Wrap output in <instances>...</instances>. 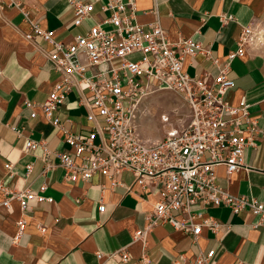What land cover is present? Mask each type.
<instances>
[{"label":"crops","instance_id":"1","mask_svg":"<svg viewBox=\"0 0 264 264\" xmlns=\"http://www.w3.org/2000/svg\"><path fill=\"white\" fill-rule=\"evenodd\" d=\"M106 2L96 1L90 17L75 25L69 0H0V181L10 190L38 191L45 185L41 194L51 199L30 202L24 214L26 227L16 240V222L22 216L19 203L13 200L10 210L0 205V264H194L196 256L210 251L213 264H264V220L249 210L234 213L223 205L204 209L193 205L191 209L203 213L202 218L219 221V228L203 227L194 240L165 222L134 238L136 231L146 227L147 216L161 197L155 188L134 183L133 174L126 170L117 185L102 172L88 181L65 178L54 152L71 151L63 130L78 134L90 130L89 92L83 83L71 86L46 118L40 105L58 82L59 73L46 55L52 45L40 36L28 39L25 34L37 24L53 30L55 40L70 42L109 16L110 12L102 10ZM134 3L135 22L145 28L157 22L172 41L191 38L209 50L208 57L203 53L185 56L183 70L192 76L222 68L228 53L238 48L243 27L253 24L264 30V0ZM90 73L88 69L85 74ZM228 77L233 86L226 100L236 106L245 97L249 118L264 128V43L247 45L243 56L233 58ZM91 111L98 115L97 110ZM55 119L59 127L53 124ZM28 139L40 144L26 149ZM46 161L52 166L47 168ZM244 161L246 167L231 174L224 165H217V183L231 194L251 196L264 204L263 134L255 135V145L244 148ZM2 199L0 191V203ZM101 203L104 211L99 210ZM122 248L129 254L127 262L117 253Z\"/></svg>","mask_w":264,"mask_h":264},{"label":"built area","instance_id":"2","mask_svg":"<svg viewBox=\"0 0 264 264\" xmlns=\"http://www.w3.org/2000/svg\"><path fill=\"white\" fill-rule=\"evenodd\" d=\"M96 1L69 0L75 25L90 17ZM126 9L130 10L128 14ZM102 10L110 12L109 16L89 26L83 35L75 36L70 42L55 40L53 30H44L37 24H32L31 31L25 34L28 39L40 36L52 45L46 55L59 73L58 82L40 105L46 118L63 102L71 86L83 83L89 92L86 104L90 109L87 113V119L92 122L90 130L85 134L63 130L64 142L71 151L54 152L65 170V178L88 181L102 172L117 185L120 173L126 170L133 174L134 183L155 188L161 197L147 216L146 227L136 231L134 238H141L154 225L165 222L190 234L194 240L203 227L219 228V221L202 218L203 213L191 209L193 205H200L202 209L223 205L234 213L249 210L264 220L262 202L251 196L229 193L217 183L214 175L217 165H224L227 174L246 167L244 148L255 145V135H264V128L249 118V103L245 97L236 106L225 98L233 86L228 77L231 60L243 56L247 45L263 44L264 30L253 24L243 27L238 48L228 53L222 68L192 76L183 70L185 56L196 53L210 56L209 50L199 42L191 38L172 41L159 23L145 28L135 22L134 0H107ZM133 54H139L140 58L128 60ZM114 59H120L121 63L114 66ZM213 61L218 62L216 58ZM88 69L91 73L86 75ZM161 90L176 93L187 104L189 112L180 119L178 127L171 114L162 113L163 135L150 139L138 130V105L142 98ZM91 109L97 110L98 115ZM53 124L60 125L57 119ZM39 144L28 139L26 149ZM51 166L46 161V167ZM6 167L11 170L12 164ZM30 167L31 164L28 169ZM44 189L45 185L38 191L10 190L0 181L3 194L0 205L10 210L11 202L16 200L22 212L16 222L14 240L24 232L27 224L24 214L30 209V202L51 201L41 194ZM104 208L101 203L99 210L104 211ZM177 212L180 215H176ZM195 218L202 219L196 222ZM117 253L122 262H127L126 249ZM212 256V251L199 254L193 262L213 264Z\"/></svg>","mask_w":264,"mask_h":264},{"label":"rangeland","instance_id":"3","mask_svg":"<svg viewBox=\"0 0 264 264\" xmlns=\"http://www.w3.org/2000/svg\"><path fill=\"white\" fill-rule=\"evenodd\" d=\"M140 58L139 54L129 55L128 60L135 61ZM120 59H114L112 64L118 66ZM189 112V108L176 93L167 90L155 91L142 98L138 105L137 124L144 137L152 139L160 138L163 135V125L160 120L162 113L172 115V121L176 127L181 124L182 118Z\"/></svg>","mask_w":264,"mask_h":264}]
</instances>
